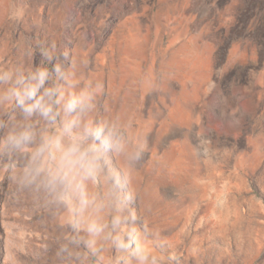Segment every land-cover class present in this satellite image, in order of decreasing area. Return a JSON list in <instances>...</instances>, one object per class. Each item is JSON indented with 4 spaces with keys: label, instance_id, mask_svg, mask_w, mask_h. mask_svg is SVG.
I'll list each match as a JSON object with an SVG mask.
<instances>
[{
    "label": "rangeland",
    "instance_id": "rangeland-1",
    "mask_svg": "<svg viewBox=\"0 0 264 264\" xmlns=\"http://www.w3.org/2000/svg\"><path fill=\"white\" fill-rule=\"evenodd\" d=\"M53 43L89 58L104 85L95 118L147 140L139 160L113 163L133 193L125 230L157 264H264V0H0V69ZM8 175L0 264H128L68 244L64 210Z\"/></svg>",
    "mask_w": 264,
    "mask_h": 264
},
{
    "label": "clouds",
    "instance_id": "clouds-1",
    "mask_svg": "<svg viewBox=\"0 0 264 264\" xmlns=\"http://www.w3.org/2000/svg\"><path fill=\"white\" fill-rule=\"evenodd\" d=\"M39 56L30 67L0 69V156L9 161L0 171L18 190H44L65 212L68 244L86 255L102 262L107 245L129 254L128 264H157L135 232L125 230L135 222L133 193L113 163V157L139 160L146 138L131 134L130 125L95 118L104 85L85 74L86 55L69 60L70 53H58L53 43L41 46ZM17 158L22 165L13 163Z\"/></svg>",
    "mask_w": 264,
    "mask_h": 264
}]
</instances>
